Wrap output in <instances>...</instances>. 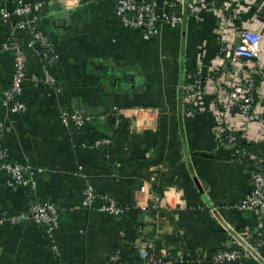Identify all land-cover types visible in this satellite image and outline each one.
<instances>
[{"label":"crops","instance_id":"obj_1","mask_svg":"<svg viewBox=\"0 0 264 264\" xmlns=\"http://www.w3.org/2000/svg\"><path fill=\"white\" fill-rule=\"evenodd\" d=\"M29 1L41 4L39 27L59 59L45 68L28 45V32L14 28L17 19L0 21L3 144L9 161L29 166L25 176L35 182L33 189H13L0 173V264H111L117 253L131 264L133 249L156 243L162 258L172 254L187 256L188 264H211V256L237 235L249 236L256 216L237 206L250 190L256 159L264 162L247 149H264V0H201L219 10L206 12L200 24L185 18L176 28L161 27L149 40L121 24L116 0ZM153 1L159 12L186 15L178 0ZM58 14L62 17L54 19ZM224 14L263 37L255 94L263 122L244 124L228 114L246 147L229 146L216 135L213 80L203 82L200 108L186 115L182 88L188 74L198 65L208 73V63L231 37ZM8 42L17 43L26 57L20 98L26 110L18 114L3 104L12 75V52L3 48ZM45 70L54 84L43 83ZM231 85L224 78V92ZM62 111L87 121L80 129L64 127ZM100 139L108 144L95 148ZM88 185L98 196L115 197L125 210L122 217L100 212L99 197L84 208ZM39 201L52 202L60 215L51 239L56 253L45 229L29 216L17 224L7 220ZM237 264H264V256Z\"/></svg>","mask_w":264,"mask_h":264},{"label":"built area","instance_id":"obj_2","mask_svg":"<svg viewBox=\"0 0 264 264\" xmlns=\"http://www.w3.org/2000/svg\"><path fill=\"white\" fill-rule=\"evenodd\" d=\"M88 1L96 2L98 0ZM164 1L167 4L170 2V0ZM178 1L180 6H185L186 15L171 10L159 12L158 5L153 0H116L114 12L124 27L139 30L143 40H149L158 34L161 27L176 28L183 23L185 18L190 22L200 24L203 22L206 12L219 10L214 8L213 4L210 5L201 0ZM9 5L12 6L11 10L8 8ZM40 6V3L33 4L29 0H0V21L17 19L14 28L20 32H28L30 35L29 47L36 52L38 58L47 68L59 59V54L39 27L40 18L37 11ZM222 23L231 35L230 39L221 45L216 60L208 63V73L203 71L202 65H198L194 72L188 74L189 82L182 89L186 101V115L191 117L195 113L194 110L200 108L197 103L202 95L203 82L213 80L211 90H213V105L216 107V135L229 146L236 147L239 146V136L237 130L231 125L228 114L232 113L244 124L254 122L262 124L263 122L255 107L256 76L261 68L257 61L261 52L263 37L259 32L243 27L242 24L239 26L235 15L224 14ZM3 48L11 51L13 56L10 85L3 94V104L10 114H18L26 110L25 104L20 101L26 78V57L17 43L8 42L3 45ZM210 73L219 74L218 77H212ZM227 77L232 81V85L227 92H224V78ZM43 83L54 84V78L48 70H45ZM59 120L64 127L76 129L82 128L87 121L81 114L67 111L60 113ZM4 132L5 121H1L0 173L6 176V183L10 188L33 189L35 182L25 176V173L32 169L27 165L9 161L7 148L3 144ZM107 144V140L100 139L95 141L94 146L99 148ZM250 182V190L241 204L237 206V209L253 212L256 216V227L249 236L237 235L235 240L230 242L229 247L215 252L211 256V264H237L244 259H263L264 162L260 157L256 159L251 171ZM141 191L144 192L145 189L141 188ZM98 197L102 201V206L99 208L100 212L114 218L122 217L125 210L117 199L108 194L98 196L90 185L86 186L83 191L81 205L87 209L92 208L95 199ZM27 216L36 226L45 229V235L51 242V250L56 253L51 239L53 232L59 225L60 215L55 204L49 201L34 202L26 213L9 217L7 220L11 224H17L19 220ZM252 238L254 239L252 240ZM138 256L142 264H175L176 262L188 264L190 261L187 256L178 258L176 262L162 257L148 259L145 250H138ZM121 262L123 263L118 253L110 257L111 264H122Z\"/></svg>","mask_w":264,"mask_h":264},{"label":"trees","instance_id":"obj_3","mask_svg":"<svg viewBox=\"0 0 264 264\" xmlns=\"http://www.w3.org/2000/svg\"><path fill=\"white\" fill-rule=\"evenodd\" d=\"M238 136H239V139H238L239 146L246 147L247 145L243 144L242 140L240 139L239 134H238ZM247 149H249L250 151L257 152V153L261 154L264 158V149L263 148H259V147L253 148V146H247ZM253 239L254 238H252V240ZM161 249H162V246L160 244L156 243L150 249L145 250L146 254L148 255V259L149 258H151V259L159 258L161 256V254H159ZM171 252H172V250H171ZM177 259L178 258L172 254H171V256H169V260H171V261L176 262ZM132 263L133 264H142V261L138 256V249H133V251H132ZM175 264H178V263L176 262Z\"/></svg>","mask_w":264,"mask_h":264},{"label":"water","instance_id":"obj_4","mask_svg":"<svg viewBox=\"0 0 264 264\" xmlns=\"http://www.w3.org/2000/svg\"><path fill=\"white\" fill-rule=\"evenodd\" d=\"M56 13H62L61 11H60V9H55L54 10ZM65 13V12H64ZM59 15V14H58ZM59 17H62L61 15H59V16H54L53 18L54 19H57V18H59Z\"/></svg>","mask_w":264,"mask_h":264}]
</instances>
